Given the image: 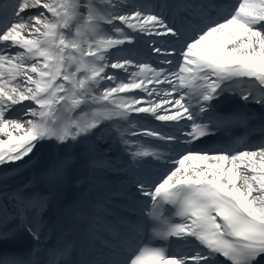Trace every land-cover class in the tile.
<instances>
[{
    "label": "snow or ice",
    "instance_id": "6c2138e0",
    "mask_svg": "<svg viewBox=\"0 0 264 264\" xmlns=\"http://www.w3.org/2000/svg\"><path fill=\"white\" fill-rule=\"evenodd\" d=\"M145 36L158 61L132 52ZM229 94L259 112L219 111ZM252 119L264 137V0H0V167L62 150L0 185V246L32 243L0 264H264V139L209 146ZM81 163L123 173V201L65 200Z\"/></svg>",
    "mask_w": 264,
    "mask_h": 264
},
{
    "label": "bare ground",
    "instance_id": "6f19581e",
    "mask_svg": "<svg viewBox=\"0 0 264 264\" xmlns=\"http://www.w3.org/2000/svg\"><path fill=\"white\" fill-rule=\"evenodd\" d=\"M145 37L140 38L137 42H140V43L144 42V43L149 44V39ZM134 46H137V43ZM122 53L124 54V50L122 51L114 50L113 51V55H123ZM18 111L19 109H17V112ZM15 114L16 113H14V115ZM149 121L152 122L155 120L149 119ZM99 135L101 134L99 133ZM112 145L116 146V144H112ZM60 151L62 150L58 148L56 145L55 156L59 154ZM37 155L38 153L35 150L34 154H30L31 158L25 157V162L23 164H20V162H17L16 165L10 166L9 168L1 167L4 169V173H3L4 176L1 178V181L8 186L10 184L18 185L24 178L25 179H29L31 177L36 178L40 172V169L38 168L37 162H36ZM117 156H120L119 150L113 151L112 149V151L109 153V157L116 158ZM120 158H122V156H120ZM88 177H89L90 185L99 195H105L106 194L105 192H107V189L109 188V186H111L113 182L119 183V185H122L121 181L124 180L123 173H115L111 171H96V172L90 171L88 173Z\"/></svg>",
    "mask_w": 264,
    "mask_h": 264
}]
</instances>
